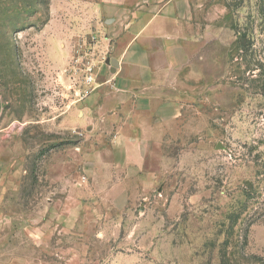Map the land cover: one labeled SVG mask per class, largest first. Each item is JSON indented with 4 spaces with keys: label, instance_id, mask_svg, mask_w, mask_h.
<instances>
[{
    "label": "rangeland",
    "instance_id": "1",
    "mask_svg": "<svg viewBox=\"0 0 264 264\" xmlns=\"http://www.w3.org/2000/svg\"><path fill=\"white\" fill-rule=\"evenodd\" d=\"M88 1L0 0V261L258 264L264 0H192L202 77L176 134L151 144L155 187L131 201H96L84 169L95 138L74 120L110 42Z\"/></svg>",
    "mask_w": 264,
    "mask_h": 264
},
{
    "label": "crops",
    "instance_id": "2",
    "mask_svg": "<svg viewBox=\"0 0 264 264\" xmlns=\"http://www.w3.org/2000/svg\"><path fill=\"white\" fill-rule=\"evenodd\" d=\"M87 3L95 25L106 24V60L115 64L100 68L94 90L72 118L95 138L84 169L100 191L96 201H131L155 187V174L146 168L151 144L176 134L193 100V80L202 77L196 60L202 37H192V0Z\"/></svg>",
    "mask_w": 264,
    "mask_h": 264
},
{
    "label": "built area",
    "instance_id": "3",
    "mask_svg": "<svg viewBox=\"0 0 264 264\" xmlns=\"http://www.w3.org/2000/svg\"><path fill=\"white\" fill-rule=\"evenodd\" d=\"M83 89L81 91V97L88 96L95 88L96 85V75L94 70V65H89L86 69V75L83 79Z\"/></svg>",
    "mask_w": 264,
    "mask_h": 264
},
{
    "label": "trees",
    "instance_id": "4",
    "mask_svg": "<svg viewBox=\"0 0 264 264\" xmlns=\"http://www.w3.org/2000/svg\"><path fill=\"white\" fill-rule=\"evenodd\" d=\"M257 81H260L259 79H257ZM262 88L264 90V82L262 84ZM264 92V91H263ZM254 259V262L258 263V264H264V260L261 258V257H258V256H254L252 257ZM223 261L225 264H233V260L230 261V258L227 257V254L224 252L223 254Z\"/></svg>",
    "mask_w": 264,
    "mask_h": 264
},
{
    "label": "water",
    "instance_id": "5",
    "mask_svg": "<svg viewBox=\"0 0 264 264\" xmlns=\"http://www.w3.org/2000/svg\"><path fill=\"white\" fill-rule=\"evenodd\" d=\"M106 63H107V64H112V65L115 64V63L113 62V60H111V59H107V60H106Z\"/></svg>",
    "mask_w": 264,
    "mask_h": 264
}]
</instances>
